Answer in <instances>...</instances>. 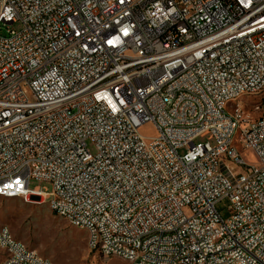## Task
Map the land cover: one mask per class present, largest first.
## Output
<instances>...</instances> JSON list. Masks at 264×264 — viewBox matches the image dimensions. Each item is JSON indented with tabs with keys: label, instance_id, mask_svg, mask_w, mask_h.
Returning a JSON list of instances; mask_svg holds the SVG:
<instances>
[{
	"label": "built area",
	"instance_id": "1",
	"mask_svg": "<svg viewBox=\"0 0 264 264\" xmlns=\"http://www.w3.org/2000/svg\"><path fill=\"white\" fill-rule=\"evenodd\" d=\"M17 22L0 34L4 197L55 203L105 258L264 264V116L237 100L264 82V0H0ZM0 244L3 264H47L6 226Z\"/></svg>",
	"mask_w": 264,
	"mask_h": 264
},
{
	"label": "rangeland",
	"instance_id": "2",
	"mask_svg": "<svg viewBox=\"0 0 264 264\" xmlns=\"http://www.w3.org/2000/svg\"><path fill=\"white\" fill-rule=\"evenodd\" d=\"M8 29L19 31L22 24H0L1 35L8 36ZM240 105L246 119L264 116V92L243 96ZM234 107L235 105L232 109ZM141 133L148 137L154 136L156 128L153 125H144ZM206 141L214 143L210 133L198 137L195 143ZM88 144L90 151L95 154L94 144L91 141ZM184 151L182 149L180 152ZM244 156L249 162H254L252 152H245ZM37 186L51 190V186L46 182L32 181L30 184L32 189ZM0 225L7 226L16 239L37 250L52 264H130L118 256L105 258L92 251L88 246L87 231L72 226L65 218L57 215L47 201L26 202L21 197L0 196Z\"/></svg>",
	"mask_w": 264,
	"mask_h": 264
},
{
	"label": "bare ground",
	"instance_id": "3",
	"mask_svg": "<svg viewBox=\"0 0 264 264\" xmlns=\"http://www.w3.org/2000/svg\"><path fill=\"white\" fill-rule=\"evenodd\" d=\"M262 92H264V82L262 83V87H256V94H260ZM245 95H246V92L237 93V100H240ZM0 196H3V189H1V188H0ZM6 197H15V190H6ZM19 197L23 198L26 202H31L28 199V196H19ZM47 202L51 206L53 212H55L57 215L63 217V215H61L59 210L56 209L55 203H51L50 201H47ZM4 226L5 225H0V229H4ZM82 229L86 230L88 235H89V228H82ZM6 231L9 232L10 240L15 241V244L20 246L21 252H25V254H34L36 252V250L30 248L24 242L16 239L14 237V235L12 234L11 230L7 226H6ZM88 246L92 250V243L90 241V237H88ZM0 252H3V244H0ZM110 256H118V257L128 261L130 264H137V257L136 256H129L127 254V251H122L120 249H111L110 250ZM37 258L38 259H46L47 264H52V262L49 259L41 256L38 252H37ZM3 263H5V256H4V253H0V264H3Z\"/></svg>",
	"mask_w": 264,
	"mask_h": 264
}]
</instances>
